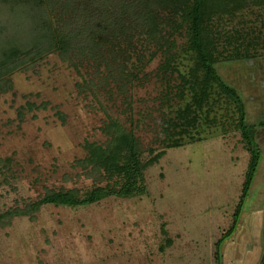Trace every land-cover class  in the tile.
Here are the masks:
<instances>
[{
    "label": "rangeland",
    "instance_id": "rangeland-1",
    "mask_svg": "<svg viewBox=\"0 0 264 264\" xmlns=\"http://www.w3.org/2000/svg\"><path fill=\"white\" fill-rule=\"evenodd\" d=\"M249 17L264 27V7ZM215 68L257 130L260 158L239 211L250 155L239 131L216 128L202 141L168 148L144 171L143 195L74 208L46 204L33 220L13 217L0 227V264H264V56ZM82 75L56 54L11 74L13 88L0 95V159H11L0 163V213L36 199L43 185L58 186L64 174L66 187L90 184L74 178L81 172L74 164L86 140L104 138L97 129L104 112L78 91ZM152 87L136 92L147 98ZM28 101L38 107L29 110Z\"/></svg>",
    "mask_w": 264,
    "mask_h": 264
},
{
    "label": "trees",
    "instance_id": "trees-1",
    "mask_svg": "<svg viewBox=\"0 0 264 264\" xmlns=\"http://www.w3.org/2000/svg\"><path fill=\"white\" fill-rule=\"evenodd\" d=\"M263 7L264 0H0V95L13 88V72L56 54L83 74L78 91L90 93L104 112L97 128L104 138L86 140L74 164L81 169L74 178L90 184L66 187L71 177L64 174L58 186L43 185L36 199L1 212L0 227L15 216L33 220L46 204L74 208L143 195L144 171L168 148L228 126L240 132L250 155L239 211L260 158L257 130L215 64L264 56L263 22L249 17ZM149 84L151 96L136 92ZM17 115L24 119L23 107Z\"/></svg>",
    "mask_w": 264,
    "mask_h": 264
}]
</instances>
